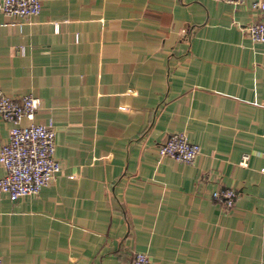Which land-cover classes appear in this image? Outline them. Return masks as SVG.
<instances>
[{"label":"crops","instance_id":"obj_1","mask_svg":"<svg viewBox=\"0 0 264 264\" xmlns=\"http://www.w3.org/2000/svg\"><path fill=\"white\" fill-rule=\"evenodd\" d=\"M42 1L29 20L0 12V89L40 99L62 170L37 194L0 193L3 264H131L138 251L264 264L253 0ZM12 126L0 117V148ZM173 133L201 146L193 162L160 155ZM224 187L238 191L232 209L213 198Z\"/></svg>","mask_w":264,"mask_h":264},{"label":"built area","instance_id":"obj_2","mask_svg":"<svg viewBox=\"0 0 264 264\" xmlns=\"http://www.w3.org/2000/svg\"><path fill=\"white\" fill-rule=\"evenodd\" d=\"M222 1L241 4L246 0ZM252 5L260 17L247 29L254 41L264 42V0H253ZM42 9V0H0V12L23 20L39 15ZM40 106V99L33 94L17 96L0 89V117L13 123L8 141L0 148V163L5 169V174L0 177V193L7 194L13 201L39 193L62 170V163L55 155L54 123L35 121ZM24 118L31 122L22 124ZM200 152L201 146L185 133H173L159 146L161 156L187 163L193 162ZM262 171L264 173V168ZM237 197L238 191L234 187H224L213 193V198L225 209H232ZM0 264H3L1 258ZM131 264L153 263L146 252L138 251Z\"/></svg>","mask_w":264,"mask_h":264}]
</instances>
